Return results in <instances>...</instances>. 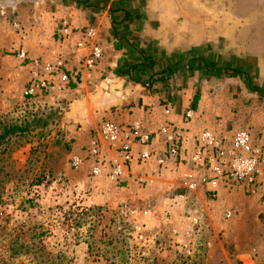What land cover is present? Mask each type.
<instances>
[{
  "label": "rangeland",
  "instance_id": "1",
  "mask_svg": "<svg viewBox=\"0 0 264 264\" xmlns=\"http://www.w3.org/2000/svg\"><path fill=\"white\" fill-rule=\"evenodd\" d=\"M39 36L45 3L0 0V264H264L263 195L212 197L180 177L129 194L94 183L92 160L73 165L101 123L76 143L72 88L26 94L16 52ZM11 125L26 129L1 138Z\"/></svg>",
  "mask_w": 264,
  "mask_h": 264
},
{
  "label": "crops",
  "instance_id": "2",
  "mask_svg": "<svg viewBox=\"0 0 264 264\" xmlns=\"http://www.w3.org/2000/svg\"><path fill=\"white\" fill-rule=\"evenodd\" d=\"M24 1L45 3V42L39 36L34 46L24 45L29 55L62 63L68 74L81 70L68 85L75 86L71 107L86 135L76 143L109 118L139 124L152 134L151 146L162 158L166 143L160 129L167 124L181 129L185 160L134 161L123 181L129 194L141 192L140 184L146 195L154 194L167 177H180L189 187L187 160L202 131L230 140L248 130L264 145V0ZM95 46L103 50L102 58L84 68ZM189 110L193 117L187 120ZM132 146L140 151L138 143ZM104 150L108 158L117 156ZM205 175L208 183H202ZM194 176V189L212 197L226 192L217 173ZM93 181L115 187L106 176Z\"/></svg>",
  "mask_w": 264,
  "mask_h": 264
},
{
  "label": "built area",
  "instance_id": "3",
  "mask_svg": "<svg viewBox=\"0 0 264 264\" xmlns=\"http://www.w3.org/2000/svg\"><path fill=\"white\" fill-rule=\"evenodd\" d=\"M15 26L24 35L20 24L16 23ZM60 32L64 36L68 35V25ZM88 35L91 37L92 33L89 32ZM16 55L30 69L31 78L26 90L28 96L61 90L71 83L72 77L75 79L81 74V70L68 74L62 70V63L53 64L39 57L33 58L24 47L19 48ZM102 55L103 50L99 46L93 47L92 52L85 58L86 64L83 67L91 69ZM192 117L193 111H187L185 118L190 120ZM94 131L96 134L94 132L90 135L85 155L75 156L73 165L79 168L85 159L92 160L91 173L95 177L106 176L117 182L131 173L134 161L143 164L156 157L164 165L167 159L176 162L185 160L182 131L173 124H167L159 131L166 143L162 158L156 155L151 146L152 134L143 131L139 124L124 125L108 118ZM132 142L140 145L138 153L134 152ZM104 146L115 150L117 156L108 158L104 153ZM188 162L191 173L187 174V178L191 180V189L196 187L193 182L194 173L215 172L226 188H243L249 194L259 193L264 196V146L256 144L248 130H239L230 140L222 139L209 131H202L197 138L196 151ZM201 180L202 183H208L209 178L205 175Z\"/></svg>",
  "mask_w": 264,
  "mask_h": 264
},
{
  "label": "trees",
  "instance_id": "4",
  "mask_svg": "<svg viewBox=\"0 0 264 264\" xmlns=\"http://www.w3.org/2000/svg\"><path fill=\"white\" fill-rule=\"evenodd\" d=\"M71 87L74 88L75 86L73 85ZM25 129V125H11L5 129V132L2 134L1 138L5 139V137L8 135H17L18 133L23 132Z\"/></svg>",
  "mask_w": 264,
  "mask_h": 264
}]
</instances>
